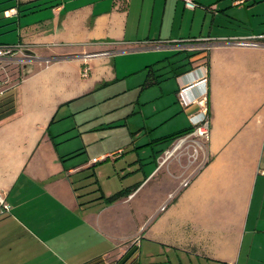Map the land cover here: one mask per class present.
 Returning <instances> with one entry per match:
<instances>
[{
    "label": "crops",
    "instance_id": "crops-1",
    "mask_svg": "<svg viewBox=\"0 0 264 264\" xmlns=\"http://www.w3.org/2000/svg\"><path fill=\"white\" fill-rule=\"evenodd\" d=\"M239 1L196 0L189 9L182 0H0V35H17L1 44L23 42L37 55L0 97V192L11 205L0 211V264H116L131 247L139 263L142 239L200 264H264L253 254L264 238V39L258 47L230 41L264 35V0ZM200 37L213 47L191 52L174 42ZM103 52L110 54L86 60L82 76L83 55ZM119 59H129L122 75L143 72L144 89L159 87L147 101H166L153 124L172 129L148 132L136 160L119 148L74 163L85 140L61 150L52 125L72 102L117 79ZM149 74L154 84L144 87ZM205 94L207 162L200 167L185 152L161 162L169 138L201 119L196 100ZM157 144L165 147L155 151ZM111 160L116 171L128 163V185L81 193L82 171ZM136 185L112 203L101 199Z\"/></svg>",
    "mask_w": 264,
    "mask_h": 264
},
{
    "label": "rangeland",
    "instance_id": "rangeland-1",
    "mask_svg": "<svg viewBox=\"0 0 264 264\" xmlns=\"http://www.w3.org/2000/svg\"><path fill=\"white\" fill-rule=\"evenodd\" d=\"M1 17L0 13V20ZM16 39L15 31L2 34L0 35V44L2 42H13ZM179 56H172L171 59L175 60L174 58ZM128 62L129 59H119L120 76L117 79L103 82L91 94L72 102L70 108L65 107L59 113L56 122L52 125L51 131L56 136L61 150H64L67 144L71 147H78L77 145L85 140L86 146L81 145V147H84V152L74 158V163L82 162L86 164L90 159L92 160V155L105 152L116 153L119 148L124 149V157L128 156L130 158L133 155V160H136V147H141L145 143L148 132L155 129L152 135L156 137L171 131V125L164 124L158 127L153 124L163 112L160 111V107L166 102L165 99L162 101L163 103L159 101L160 99L147 103L149 99H154L155 96L159 95V87L144 89L142 87L145 80L143 72H134L127 76L122 75L121 73L126 68L129 69ZM17 70V67L14 66L2 69L0 80L12 78L16 75ZM154 107L158 109L155 115L152 114ZM148 114L153 115L151 119L147 118ZM94 140L95 142H93ZM133 140L134 142H132ZM161 146L165 147V144L154 145L155 151L160 149ZM150 151L151 149H148L144 153ZM144 153L141 154L142 157ZM126 164L128 163L124 162V166H118V171H116L112 160L102 162L98 166L91 164L82 171L80 178L75 179L76 184L81 193H85V190L87 192L91 189H97L99 185H103L105 188H112L113 185L117 188L116 183L119 182L120 184L121 180H124L125 185H128L131 175L127 174V171L122 168L127 167ZM95 168H97L96 172H94ZM116 172H119L120 176L116 175ZM94 173L96 174L94 175ZM108 175H112L113 180L110 181ZM95 176H97V184L94 183ZM142 242L143 245L140 248L141 264H200L197 256L190 255L185 251L171 248L167 250L165 247L151 243L146 239H142ZM256 251H259L261 256L264 257V238L257 241L253 251L254 256ZM92 264H111V262L101 260ZM125 264H137V260L132 256Z\"/></svg>",
    "mask_w": 264,
    "mask_h": 264
},
{
    "label": "built area",
    "instance_id": "built-area-1",
    "mask_svg": "<svg viewBox=\"0 0 264 264\" xmlns=\"http://www.w3.org/2000/svg\"><path fill=\"white\" fill-rule=\"evenodd\" d=\"M185 3V6L189 9H195L198 4L196 0H182ZM240 3L244 2V0L239 1ZM7 14V13H6ZM261 39H264V35H253L249 37L243 38H231V43L236 46L242 47H258L261 45ZM175 43H185V48L191 52L198 51H208L214 45V39L211 37H200L189 39L187 42L183 41H174ZM159 47V46H157ZM101 54H110V52L103 53H90L84 54V66L82 67V76H87L90 72V67L87 63V59L91 57H95ZM37 59V55L34 53L32 46L29 44H25L23 42H17L14 44H0V71L2 69H6L9 66L17 67V73L12 78L9 79H1L0 80V97L5 96L8 92H10L14 86L16 85V81L19 79L21 75V70L23 64L35 61ZM46 63L52 62V59L47 58L44 60ZM13 81V82H12ZM202 82L208 83V75H205ZM180 93L181 103L184 106H188L193 102L185 101L182 97V92ZM196 102L201 107L202 117L199 121L193 124V129L186 133L183 136L176 138L172 141L171 146L165 149L161 155V162H165L171 158L177 157L181 152L188 153L189 158H191L194 162H199V166L202 167L207 162L206 155L204 153V146L209 141L210 138V116L208 111V100L207 95L203 96ZM190 179H185L182 182L183 187H187L190 184ZM11 209V205L6 199V194L4 192H0V211L1 212H9ZM165 209V206L162 207V210Z\"/></svg>",
    "mask_w": 264,
    "mask_h": 264
},
{
    "label": "trees",
    "instance_id": "trees-1",
    "mask_svg": "<svg viewBox=\"0 0 264 264\" xmlns=\"http://www.w3.org/2000/svg\"><path fill=\"white\" fill-rule=\"evenodd\" d=\"M39 6H41V5H39ZM34 7H38V5H37V6H34ZM153 84H154V79H153L152 75L149 74V75H148V78H147V80H146V82H145V84H144V87H148V86H151V85H153ZM192 129H193V127L189 128V129H187V130H183V131H181V132H178V133L172 135V136L169 138V140L172 142V141H174L176 138H178V137H180V136H183V135H185L186 133L190 132ZM136 187H138V185H136V186H134V187H131V188L123 189V190H121V191H119V192H117V193H115V194H113V195H111V196H108V197H106V196L103 195V196L101 197V199H104V202H105V203H112V202H114V201H116V200H118V199H120V198H122V197H126V196L130 195V194L136 189ZM134 252H135V250H133V248L131 247V248L127 251V253H125V255H124V256H123V257H122V258H121L116 264H125L126 261H127L128 259H130V258L133 256ZM137 264H141V262H139V263H137Z\"/></svg>",
    "mask_w": 264,
    "mask_h": 264
}]
</instances>
